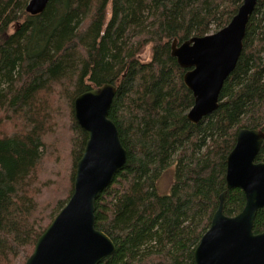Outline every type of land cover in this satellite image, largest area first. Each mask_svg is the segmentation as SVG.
Wrapping results in <instances>:
<instances>
[{"label": "trees", "instance_id": "16d2710c", "mask_svg": "<svg viewBox=\"0 0 264 264\" xmlns=\"http://www.w3.org/2000/svg\"><path fill=\"white\" fill-rule=\"evenodd\" d=\"M28 2L0 0V264H25L69 201L86 142L73 102L104 84L117 88L108 118L127 157L94 204L95 229L115 246L99 264H194L237 132L264 133V0L218 109L198 125L187 120L193 97L171 44L221 30L243 0H52L38 16L25 12ZM48 153L53 163L67 155L64 173L46 174ZM256 161L264 162V139ZM172 168L161 194L158 182ZM244 204L230 190L224 214ZM262 232L264 209L253 223Z\"/></svg>", "mask_w": 264, "mask_h": 264}, {"label": "water", "instance_id": "95a60500", "mask_svg": "<svg viewBox=\"0 0 264 264\" xmlns=\"http://www.w3.org/2000/svg\"><path fill=\"white\" fill-rule=\"evenodd\" d=\"M52 0H29L25 12L43 13ZM258 0H243L236 15L221 30L171 44V57L185 70L183 84L193 97L187 120L198 125L219 106L224 82L234 71L243 49L247 24ZM117 88L111 84L84 92L73 102L74 118L86 135L76 164L73 193L38 238L25 264H99L115 251L110 238L95 229L94 204L126 162L114 123L108 118ZM264 133L240 129L226 157L225 191L210 226L194 250V264H264V232L253 233L256 213L264 209V162H257ZM244 194L236 216L224 214L230 190Z\"/></svg>", "mask_w": 264, "mask_h": 264}, {"label": "rangeland", "instance_id": "374dc122", "mask_svg": "<svg viewBox=\"0 0 264 264\" xmlns=\"http://www.w3.org/2000/svg\"><path fill=\"white\" fill-rule=\"evenodd\" d=\"M211 34H214V32ZM150 57H151V50H150V47L148 46L147 48H145L142 54L138 57V59L141 62L146 63L150 60ZM61 142H64V140H62ZM49 157L53 159L57 156H53L51 154L50 156L47 157V159H45L46 163H45L44 171L46 172V174L52 173V170H54V173H58V174L64 173L65 168L68 165L67 155L64 156L63 158L58 159L59 161L56 160L57 162L55 163H53L54 161H51L52 159L49 160L48 159ZM60 178L61 177L57 176V181H56L57 183H59L58 181H60ZM172 179H173V168L171 170H168L158 182V189L161 194H168L169 189L171 187Z\"/></svg>", "mask_w": 264, "mask_h": 264}]
</instances>
